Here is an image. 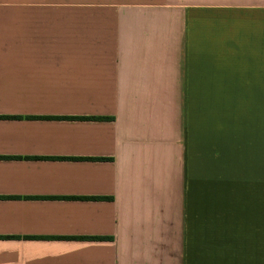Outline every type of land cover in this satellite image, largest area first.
<instances>
[{"label": "crops", "instance_id": "obj_1", "mask_svg": "<svg viewBox=\"0 0 264 264\" xmlns=\"http://www.w3.org/2000/svg\"><path fill=\"white\" fill-rule=\"evenodd\" d=\"M0 264H264V0H0Z\"/></svg>", "mask_w": 264, "mask_h": 264}, {"label": "trees", "instance_id": "obj_2", "mask_svg": "<svg viewBox=\"0 0 264 264\" xmlns=\"http://www.w3.org/2000/svg\"><path fill=\"white\" fill-rule=\"evenodd\" d=\"M94 119H97V120H103V119H105V118H94Z\"/></svg>", "mask_w": 264, "mask_h": 264}]
</instances>
